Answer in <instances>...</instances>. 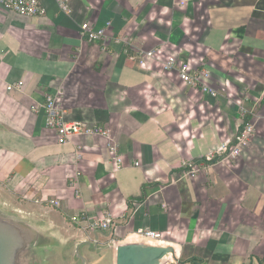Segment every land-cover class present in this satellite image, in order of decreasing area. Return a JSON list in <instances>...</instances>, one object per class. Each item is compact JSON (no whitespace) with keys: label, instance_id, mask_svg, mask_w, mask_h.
Segmentation results:
<instances>
[{"label":"crops","instance_id":"crops-1","mask_svg":"<svg viewBox=\"0 0 264 264\" xmlns=\"http://www.w3.org/2000/svg\"><path fill=\"white\" fill-rule=\"evenodd\" d=\"M42 2L43 16L0 7V206L55 238V264L97 238L88 264H116L135 243L168 249L155 264H264V0H69L70 14ZM87 22L108 41H90ZM152 49L161 61L140 63ZM171 53L209 69L218 95L163 71ZM46 93L68 121L111 129L122 162L103 136L62 141ZM186 160L208 165L185 177ZM107 211L115 226L91 228Z\"/></svg>","mask_w":264,"mask_h":264},{"label":"built area","instance_id":"built-area-1","mask_svg":"<svg viewBox=\"0 0 264 264\" xmlns=\"http://www.w3.org/2000/svg\"><path fill=\"white\" fill-rule=\"evenodd\" d=\"M60 10L64 13L70 14L71 7L69 0H56ZM0 7L8 12L16 13L24 17H34L46 15V7L42 0H0ZM110 24V23H108ZM82 33L90 40H107L105 28H95L91 23H84L82 25ZM119 41V39H117ZM159 49H152L150 51H140L139 60L143 65L147 60H160L158 55ZM161 61V60H160ZM161 67L163 71L175 70L178 73L179 78L189 87L199 89L204 94L209 96H217L218 92L214 89L210 83L211 71L207 68L197 69L189 61H183L179 59L175 53L168 54L164 60H162ZM21 83L16 84L18 87ZM45 112L46 125L55 128L60 139L62 141H69L75 139L81 135L90 136H103L107 140L110 151L115 155V159L120 164L122 158L117 155V145L113 141L111 129L102 126H94L79 121H68L66 119V111L63 110L57 101V95L54 93H46L45 101L43 104ZM254 134L253 126L246 125L242 131L237 135V143L230 150V155L237 156L241 153V147L247 143ZM84 147L79 145L78 149L82 150ZM218 150L227 151L222 146ZM215 153H210L206 160L209 162L215 158ZM207 162L196 163L194 161H183V175L185 177H197L205 168H207ZM53 204L59 205V200H53ZM93 229H111L115 226L114 215L107 211L103 217H99L91 223ZM142 234L146 238L147 242H153L159 240L162 237V233L152 230H141Z\"/></svg>","mask_w":264,"mask_h":264},{"label":"water","instance_id":"water-1","mask_svg":"<svg viewBox=\"0 0 264 264\" xmlns=\"http://www.w3.org/2000/svg\"><path fill=\"white\" fill-rule=\"evenodd\" d=\"M56 244L55 238L36 223L0 206V264H52ZM101 246L98 238L80 241L75 248L74 264H88L85 248L93 252ZM167 250L147 243L119 245L116 264H136L135 255L143 253L148 257L145 263L155 264Z\"/></svg>","mask_w":264,"mask_h":264},{"label":"rangeland","instance_id":"rangeland-1","mask_svg":"<svg viewBox=\"0 0 264 264\" xmlns=\"http://www.w3.org/2000/svg\"><path fill=\"white\" fill-rule=\"evenodd\" d=\"M56 251H57V249H56ZM59 252V249H58V251H57V253ZM56 261V260H55ZM54 260H53V263L52 264H55L56 262H55ZM59 262H57V264H62L61 263V261L60 260H58ZM51 264V263H50Z\"/></svg>","mask_w":264,"mask_h":264},{"label":"trees","instance_id":"trees-1","mask_svg":"<svg viewBox=\"0 0 264 264\" xmlns=\"http://www.w3.org/2000/svg\"><path fill=\"white\" fill-rule=\"evenodd\" d=\"M137 200H141L140 198H138Z\"/></svg>","mask_w":264,"mask_h":264}]
</instances>
